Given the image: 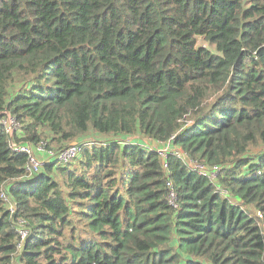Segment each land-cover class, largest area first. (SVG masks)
<instances>
[{
    "label": "trees",
    "instance_id": "trees-1",
    "mask_svg": "<svg viewBox=\"0 0 264 264\" xmlns=\"http://www.w3.org/2000/svg\"><path fill=\"white\" fill-rule=\"evenodd\" d=\"M2 112L0 264H264V0H0Z\"/></svg>",
    "mask_w": 264,
    "mask_h": 264
},
{
    "label": "built area",
    "instance_id": "built-area-1",
    "mask_svg": "<svg viewBox=\"0 0 264 264\" xmlns=\"http://www.w3.org/2000/svg\"><path fill=\"white\" fill-rule=\"evenodd\" d=\"M18 124L16 120L11 117L7 112H2L0 114V129H3L7 135H9L10 142L8 144L9 149L16 153L27 156V164L25 166L26 173L29 176H37L42 169L45 162H51L61 165L69 166L74 164L80 155V145L74 143L66 148L59 151L50 150L46 148L45 142H39L35 145L24 142L13 141V132L17 133ZM172 139L170 138L167 142L156 146L154 143L151 145L155 148L159 158L162 160V169L164 173L168 172L169 166L166 161L168 156H173L182 162H185L191 171H194L199 176H204L210 181H214L218 175L220 167L218 165H207L202 162L198 163L196 161L190 160L188 156L180 150V148L174 147L172 145ZM45 156L46 160L41 162L39 156ZM167 188V199L168 203L172 208H176V193L172 184L168 181L166 182ZM0 199L6 208L12 213L13 207L10 204V199L7 196L5 190L0 194ZM16 233L19 235L21 240H24L28 233L27 225L24 221L19 220L16 223Z\"/></svg>",
    "mask_w": 264,
    "mask_h": 264
},
{
    "label": "rangeland",
    "instance_id": "rangeland-1",
    "mask_svg": "<svg viewBox=\"0 0 264 264\" xmlns=\"http://www.w3.org/2000/svg\"><path fill=\"white\" fill-rule=\"evenodd\" d=\"M198 46H207V44H206V42H204L201 39H199L198 40ZM81 140H83L84 142H89V141L95 140V137L92 134H87L85 137L81 138L80 141ZM74 143H76V142H74ZM74 143H72V144H74Z\"/></svg>",
    "mask_w": 264,
    "mask_h": 264
},
{
    "label": "crops",
    "instance_id": "crops-1",
    "mask_svg": "<svg viewBox=\"0 0 264 264\" xmlns=\"http://www.w3.org/2000/svg\"><path fill=\"white\" fill-rule=\"evenodd\" d=\"M39 159L41 160V162H44L46 160V157L45 156H39Z\"/></svg>",
    "mask_w": 264,
    "mask_h": 264
}]
</instances>
